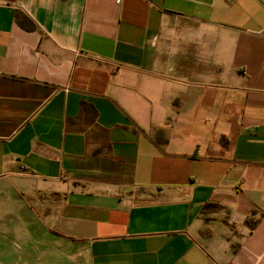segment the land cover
Listing matches in <instances>:
<instances>
[{
	"label": "crops",
	"instance_id": "obj_1",
	"mask_svg": "<svg viewBox=\"0 0 264 264\" xmlns=\"http://www.w3.org/2000/svg\"><path fill=\"white\" fill-rule=\"evenodd\" d=\"M0 264H264V0H0Z\"/></svg>",
	"mask_w": 264,
	"mask_h": 264
}]
</instances>
